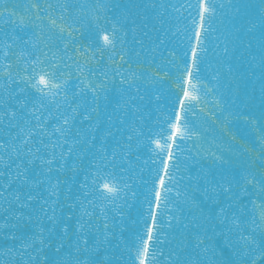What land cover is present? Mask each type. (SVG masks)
Returning a JSON list of instances; mask_svg holds the SVG:
<instances>
[{
  "label": "water",
  "instance_id": "1",
  "mask_svg": "<svg viewBox=\"0 0 264 264\" xmlns=\"http://www.w3.org/2000/svg\"><path fill=\"white\" fill-rule=\"evenodd\" d=\"M70 2L82 6L74 9V26L79 28V32L74 34L75 43L81 50L85 47L94 50L101 43L98 33L103 29L110 30L116 17L125 12L126 8H132L130 0H100V11L97 13L94 11V0ZM198 2L199 0H166L167 11L163 27L152 19L151 10L132 8V14L126 21L122 19L123 29L127 32L123 49L127 52L125 59L132 65L131 71L139 74L147 70L149 73H158L160 78L142 92L145 97L143 101L135 102L139 107L138 112L134 113L129 109L127 113L121 110L117 114L124 119L123 125L115 116L111 124L108 122V116L113 113V107L120 99L116 90L119 77L115 78V85L109 84L112 90L107 93V100L100 101V114L93 121L96 126L92 131H86L89 127L87 121L83 125L79 120L75 122V128L81 129V137L85 142L75 145L74 152L66 155L64 167L59 172L53 171L50 174L51 183L58 185L56 195L49 196V184L46 181L36 188L39 197L31 202V206L21 208L14 202L12 195L5 193L7 199H0V264H63L67 259L70 243L69 237L63 235V226L67 217L71 216V220H67L69 232L75 230L81 213L80 202L93 213L91 218L84 217L91 225L84 237L88 240L90 251L82 253V256L95 264H138L137 246L142 237L146 239L147 229L152 226L150 214L153 210L157 214L159 227L154 231V237H158L154 246L153 242H149L150 264H184L188 259L195 264H234L238 259L236 249L229 246L225 242V236L221 234L227 232V228L214 219L201 220L210 239L201 234L204 244L200 248L195 247L193 234L196 230L191 225L188 229L183 227L192 218V211L184 203L185 194L193 195L187 177L198 175L201 169L209 172V180L213 175H218L210 161H189L186 157L196 153L197 143L204 148L209 147L213 140L216 143L223 142L225 146L230 144L232 151L226 154V158L231 160V164L224 169L225 174L230 177L246 167H255L259 164L258 158L264 157V143H261L264 140V122L258 119L264 113V67L261 65L259 44L264 36V22L258 15L261 7L259 0H214L217 7L209 22L210 26L206 25L208 32L203 44L206 51H202L195 40V32L199 28ZM27 3L28 0H5L4 6H0V11L4 12V18L0 20L4 35L12 33L14 28L13 25L4 23L9 13L28 15L25 13ZM135 3H142V0H135ZM117 4L121 6L119 9L115 7ZM98 14L102 17L99 21L95 19ZM133 20L135 24L132 23ZM250 21L257 24L252 32L247 31L251 27ZM132 28H135L134 32ZM26 31L31 34L30 29ZM15 34L23 35L19 28L15 29ZM160 39L164 40L163 44H160ZM225 43L230 49L227 56L223 53ZM57 44L60 48L63 47L58 41ZM217 44L220 45L219 48L216 47ZM193 47L197 48L200 58L199 80L194 82L201 88V98L194 102L195 107L189 108L187 120L189 127H194L199 137L180 144L182 151L177 152L176 161L179 170L169 162V172L174 178L169 182L168 176L164 174L163 158L156 154L155 145L150 144V135L158 131L157 125L162 124L163 119L171 113L181 111L183 116L179 104L182 89L178 84L186 63L191 62ZM55 50L54 48L53 51ZM120 50L121 45L117 44L116 51ZM109 55L110 52H105L104 58L100 59L97 53L98 62L89 65L97 74V80L102 78L100 73L109 66ZM116 59L119 61V56ZM123 67L128 68V65ZM76 71L74 67L71 80L73 85L78 83ZM0 83L5 84L7 90L16 97L15 100H10L8 92L0 89V95L9 106L15 105L16 100L31 103L36 98L31 89L21 92L22 84L9 83L6 79ZM229 111L234 114L245 113L249 119H237L234 115L227 124L230 136L222 137L221 121ZM131 127H135L141 134L131 133ZM108 131L112 135H106ZM129 134L133 136L130 142L127 140ZM92 135H95V141L91 140ZM233 136L234 140L231 139ZM128 143L132 145L130 149L120 147ZM101 144L107 160H101L97 152ZM66 150L67 145L65 152ZM113 151L116 152L115 157L112 156ZM39 172L37 161L28 175L35 177ZM161 176L171 191L167 193V199L161 206L156 208L155 191L159 188ZM104 183L114 185L118 191L101 196L99 190ZM18 188V184H13L9 192ZM195 195L198 200H202L199 193ZM241 196L247 203L249 193H241ZM252 198L255 199L254 196ZM44 200L48 201V205H45L48 208L47 215L40 211ZM89 200L93 201L94 209L88 204ZM9 201L13 202L9 204ZM70 204L75 207L70 209ZM201 206L205 215L213 214L215 205L211 201H204ZM251 207L249 204V208ZM53 215L55 223L48 218ZM174 217H179L182 223L177 224ZM71 239L74 240L75 237ZM232 239L235 240V236ZM41 240L44 241L43 244L40 243ZM61 241L65 246L57 252ZM96 241L101 242L98 248L95 247ZM81 248L83 249V244Z\"/></svg>",
  "mask_w": 264,
  "mask_h": 264
},
{
  "label": "snow or ice",
  "instance_id": "2",
  "mask_svg": "<svg viewBox=\"0 0 264 264\" xmlns=\"http://www.w3.org/2000/svg\"><path fill=\"white\" fill-rule=\"evenodd\" d=\"M94 2L96 5L94 11L99 13L100 0H94ZM130 2L132 8L151 10L152 19L158 21L163 27L167 11L166 0H142V3L130 0ZM4 3L5 0H0V6H4ZM259 4L261 6L258 13L259 19L264 22V0H259ZM77 7L82 8V6L74 5L70 0H54V2L53 0H28L25 6V13L28 15L17 16L15 12H12L9 13L8 19L4 20L5 24L14 26L12 33L4 35L3 28L0 27V81L6 79L9 83L22 84L21 92L31 89L36 96L31 103L16 100L15 105L9 106L0 95V199L6 200L5 193L7 192L13 196L14 202L21 208L31 206V202L39 197L36 188L46 181L49 184V196L56 195L55 190L58 185L51 183L50 174L53 171L59 172L64 167L66 155L74 152L75 145L85 142L81 137V129L75 128V122L79 120V123L83 125L87 121L89 127L86 131L89 133L92 131V128L96 126L93 121L100 114V101L107 100V93L112 90L109 84L115 85L116 77H119V86L116 90L120 99L114 105L113 113L108 116V122L111 124L115 116L121 125L125 121L117 114L121 110L127 113L129 109H132L134 113L138 112L139 107L135 102L143 101L145 97L142 92L146 91L148 85L154 84L160 78L158 73H149L147 70L139 74L131 71L132 65L125 59L127 52L123 49V45L127 32L124 31L121 21L122 19L126 21L127 17L132 14V8H126L125 12L117 16L110 30L103 29L98 33V40L101 43L94 50L87 47L81 50L75 43L74 35L79 32V28L74 26L76 23L74 9ZM115 7L119 9L121 6L117 4ZM198 7L199 28L195 32V40L196 44L201 46V50L206 51L203 48L204 36L208 32L206 25H209L214 17L217 5L214 0H199ZM4 10H7L6 7ZM57 12L59 14H56ZM3 18L4 12L0 11V20ZM95 19L99 21L102 17L98 14ZM132 23L135 24V21L133 20ZM249 23L251 27L247 31L252 32L257 24L251 21ZM145 27H147L146 24ZM16 28H19L23 35H16ZM27 29L31 30L30 35ZM131 30L134 32L135 28ZM144 34L147 35V33ZM57 41L63 45L62 48L58 46ZM163 43L164 40L160 39V44ZM117 44L121 45L120 52L116 51ZM259 44L261 65L264 67V36L261 37ZM219 46V44L216 45L217 48ZM54 48L55 51H53ZM229 51L228 44L225 43L224 55L227 56ZM105 52H110L108 57L110 63L106 70L100 73L102 78L97 80L95 78L97 74L89 65L98 62L97 53L100 59H103ZM57 53L61 54L57 55ZM136 55L138 56L139 53ZM117 56H119V61L116 59ZM82 59L83 62H81ZM199 61L197 48L193 47L191 62L186 63L185 71L178 84V87L182 89L179 104L183 116L181 111L171 113L163 119L162 124L157 125L158 131L150 135V144L155 145L156 154L163 158L164 174L168 176L169 182L174 179L169 172V162L172 167L179 170L176 161L177 152L182 151L180 144L199 137L195 128L189 127L187 120L189 108L195 107L194 102H198L201 98L199 95L201 88L194 82L199 80ZM125 64L128 68L123 67ZM74 67L77 70L76 79L78 80L75 85L71 84ZM0 89L8 92L10 100L16 99L15 95L7 90L5 84L0 83ZM234 115L237 119H249V116L242 112L236 114L227 112L221 121L223 124L222 137L230 136L227 124ZM258 119L264 122V113ZM52 121L54 123H51ZM130 132L141 134L135 127H131ZM106 135H112L111 131H108ZM132 138V134L127 136L129 142ZM95 139V135H92L91 140L95 141ZM231 139L234 140L235 137ZM261 143H264V140ZM90 146L94 147V145ZM120 147L130 149L132 145L128 143ZM196 148V153L189 155L186 159L197 162L202 159L210 161L218 175H213L209 180V172L201 169L198 175L187 177L193 195L185 194L184 203L192 211V218L188 223H184L183 227L188 229L191 225L196 230L193 234L196 241L195 247L200 248L204 244L201 234L210 239L207 237V230L201 220L214 219L227 228V232L221 234L225 236V242L236 249L238 259L234 264H264V157L258 158L259 164L255 167H246L243 171H238L237 175L230 177L224 171L225 167L231 164V160L226 158V154L232 151L230 144L225 146L223 142L216 143L213 140L207 148L200 143L196 144ZM97 152L101 160H107L103 144ZM112 156H116L115 151ZM37 161L40 172L35 177H29L30 168ZM13 184H18L19 188L9 192ZM117 191L114 185L104 183L99 194L103 196L115 194ZM170 191L171 188L161 176L159 188L155 191L156 208H159L167 199V193ZM34 192L35 195H33ZM196 193H199L202 200L196 198ZM241 193H249L247 203ZM253 196L255 199L252 198ZM204 201H211L215 205L211 216L204 214L201 206ZM12 202L9 201V204ZM149 203L151 204L152 201ZM88 204L93 209L95 208L93 201L89 200ZM45 205H48L47 200L40 205V211L47 215L48 208ZM68 207L73 209L75 205L70 204ZM80 208L81 213L77 218L75 230L69 232L67 220H71V216L67 217L63 226V235L70 239L67 259L63 261V264H95L82 256V253L90 251L88 240L84 237L91 225L84 217L91 218L93 213L87 210L83 202H80ZM52 212H55L54 208ZM150 215L152 226L147 229L146 239L142 237L140 245L137 246L138 264H150L149 242H153L154 246L158 240V237H154V231L159 227L155 210ZM48 218L55 223L54 215ZM174 219L177 224L182 223L179 217H174ZM73 236L74 240L71 239ZM233 236L235 240L232 239ZM40 243L43 244L44 241L41 240ZM100 243L96 241L95 247L98 248ZM81 244H83V249ZM64 246L61 241L56 251L59 252ZM30 259L35 258L30 257ZM177 260L179 261V258ZM184 264H195V262L188 259L184 261Z\"/></svg>",
  "mask_w": 264,
  "mask_h": 264
}]
</instances>
